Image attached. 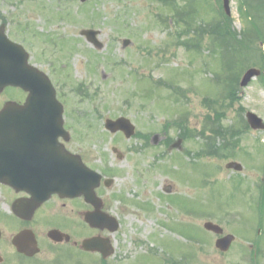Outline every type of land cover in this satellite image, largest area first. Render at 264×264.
<instances>
[{"label":"rangeland","instance_id":"1","mask_svg":"<svg viewBox=\"0 0 264 264\" xmlns=\"http://www.w3.org/2000/svg\"><path fill=\"white\" fill-rule=\"evenodd\" d=\"M25 1L21 17L25 14L23 23H32L33 32L24 36V42L57 87L58 98L66 109L67 126L75 129L74 149L83 150L89 164L99 172L114 177L112 187L101 192L107 212L120 222L118 231L102 234L111 240L115 255L107 261L98 254L90 255L84 262L142 264L145 262L142 258L146 257L151 258L147 264L149 261L157 264L156 255L169 259L165 252L177 263L184 254L190 257H184L182 264L228 262L230 255H221L213 241L207 244L210 234L202 229L203 223L223 221L227 226L234 225L233 220L225 221L230 212L222 211H242L243 200L237 191L240 178L244 179V213L249 214L250 225L257 226L262 220L257 211H260L258 188L264 179V131H246L236 149L228 148L229 138L218 137L214 129L212 133L202 131L200 136L198 132L204 128L213 108L226 114L224 128L244 127L247 111L264 119V83L255 79L241 88L240 81L247 68L244 70V63H239L232 74H239L241 100L232 106L227 101L226 105L220 103L217 108L213 105L210 108L208 101L220 100L225 93L220 82L210 83V79L217 80V75L223 73H220V49L216 53H209L208 49L201 53L194 46L178 47L179 28L169 21L175 11L162 1L39 0L37 13L33 12L28 19L26 9L30 0ZM185 4L184 0H178L176 10ZM240 5V0H231L232 20L238 32L246 25ZM206 11L202 9L198 14L201 18L193 15L192 20L209 23L205 20L211 17L212 8ZM83 29L98 30L102 47L96 48L81 35ZM185 38L195 42L197 35ZM125 39L130 41L126 47ZM205 40L206 47L211 48L209 34ZM227 74L230 73L222 75ZM162 80L169 85H163ZM182 115L186 116L188 126L196 130L195 138L183 140L180 151L169 149L166 139L176 142L179 132L174 127L165 132V124ZM119 116L128 117L143 134L160 135L159 143L156 146L149 143L145 149L144 140L134 137L128 140L107 132L105 119ZM85 122L86 131L80 129L86 128ZM222 143V151L195 160L197 151H208V145L216 147ZM115 146L126 154L124 159L113 152ZM230 161L241 163L243 172L227 170L225 165ZM168 186L173 187L171 194L166 193ZM230 194L238 196L233 199ZM199 245L206 249L201 252L202 257L198 254ZM64 252L68 254L69 250L61 247L60 253ZM259 261L264 264V259Z\"/></svg>","mask_w":264,"mask_h":264},{"label":"flooded vegetation","instance_id":"2","mask_svg":"<svg viewBox=\"0 0 264 264\" xmlns=\"http://www.w3.org/2000/svg\"><path fill=\"white\" fill-rule=\"evenodd\" d=\"M25 2L0 0V36L4 33L12 41L24 45L26 44L24 36L33 32L32 23L29 25L23 23L25 14L21 17L22 5ZM36 3V0L28 2L26 12L29 14L26 19L33 15ZM27 51L30 55L29 64L40 67L32 51L30 49ZM28 95L18 86L8 84L0 86V264L42 263L49 255L54 256L52 249L62 246L70 247L77 254H82L81 242L88 236L85 214L94 210L85 197L68 198L50 194L42 203L36 202L41 196V180L48 182L52 180L46 161L42 162V157L47 158V153L41 152L40 137H35L36 123L25 118L24 113L18 112L25 106ZM85 124L86 128L80 127L81 130H88L87 122ZM65 129L71 134L69 141L65 143L66 149L80 155L88 165L85 152L74 149L72 133L75 129L67 126L66 117ZM61 141L63 142V139ZM145 148H148V145L145 144ZM105 187V180H102L96 191L102 199V211H108L101 192ZM54 229L69 234L71 241L69 243L52 241L49 233ZM231 231L238 232L240 238L244 239V219L239 225L234 226V229L224 228V235L232 234ZM16 241L29 247L36 242L40 252L34 256L21 253L15 245ZM234 247L233 245L228 253L232 256L239 255L243 260L244 252H234ZM228 264H235L232 257Z\"/></svg>","mask_w":264,"mask_h":264},{"label":"water","instance_id":"3","mask_svg":"<svg viewBox=\"0 0 264 264\" xmlns=\"http://www.w3.org/2000/svg\"><path fill=\"white\" fill-rule=\"evenodd\" d=\"M225 8L228 13H230L229 0H225ZM84 34L88 39L94 42L98 47H101L96 40L97 32L93 30L85 31ZM6 41V40H5ZM127 44V43H126ZM6 46V47H5ZM14 44L3 42L0 50V56H16ZM5 48V52H4ZM16 69L18 68L17 62L14 64ZM16 70L14 75H16L14 82H18L21 86L26 89L31 90L30 100L33 102H40L41 105V115L43 126L42 129H47L46 138L51 136L50 145H48V151L50 152L53 158L48 163L50 166V178L51 182L47 180H41V187L43 192L50 194L53 192L63 193L67 196H76L85 194L90 202H93L96 207L97 202L94 194V189L98 186L100 181V176L95 172L87 169L82 162L77 159L75 156H71L63 149V147L58 144L55 140L59 136H66L63 130V119L62 106L56 100V93L52 87L49 79L40 72H34L30 68H25L24 74H19L17 76ZM28 71H32V74H29ZM34 73V74H33ZM261 74L259 69H249L243 77L241 85L243 87L247 86L250 81ZM32 75L34 80L27 81L24 77ZM35 81V82H34ZM29 85H27V83ZM50 106V108H48ZM247 119L249 124L253 129L259 130L264 129L263 120L258 117L253 112L247 113ZM107 127L112 132H117L122 130L126 133L128 137L132 136L134 133V127L131 125L130 121L126 118H119L116 121L108 120ZM51 131V134H49ZM54 138V141L52 140ZM227 168H234L236 170H242V166L237 163H229ZM87 221L92 227L98 228H108L111 231H116L118 229V223L115 219L109 217L108 215L102 213H89L87 216ZM208 228H214L212 224L207 225ZM84 248L90 251H100L103 253L104 257H107L113 253V249L100 238H92L84 242Z\"/></svg>","mask_w":264,"mask_h":264},{"label":"trees","instance_id":"4","mask_svg":"<svg viewBox=\"0 0 264 264\" xmlns=\"http://www.w3.org/2000/svg\"><path fill=\"white\" fill-rule=\"evenodd\" d=\"M239 10L241 16H252L253 18L245 30L238 33L232 25V20L223 15L222 20L214 26L213 33L211 32L215 36V42L222 48L220 62L222 70L220 73H230L224 77L219 73L217 75L216 82H220L225 92L222 99L215 101L218 105L220 103L226 105L225 102L230 101L232 106L241 100L238 92L239 74H235V76L232 74L237 67L236 65L244 63L245 69L259 65L262 67L264 64V50L260 47V42L264 43V0H248L245 4H241ZM260 81L264 83V76L260 78ZM224 117L223 112L215 110V117L213 118L215 133L226 135L229 132H237L239 134L248 130L246 123L244 127H222Z\"/></svg>","mask_w":264,"mask_h":264},{"label":"bare ground","instance_id":"5","mask_svg":"<svg viewBox=\"0 0 264 264\" xmlns=\"http://www.w3.org/2000/svg\"><path fill=\"white\" fill-rule=\"evenodd\" d=\"M37 131H38V129H37Z\"/></svg>","mask_w":264,"mask_h":264}]
</instances>
